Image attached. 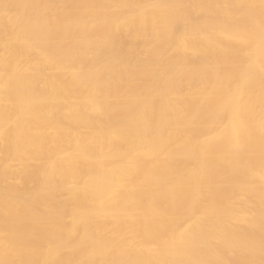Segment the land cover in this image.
Masks as SVG:
<instances>
[{
	"label": "bare ground",
	"instance_id": "obj_1",
	"mask_svg": "<svg viewBox=\"0 0 264 264\" xmlns=\"http://www.w3.org/2000/svg\"><path fill=\"white\" fill-rule=\"evenodd\" d=\"M0 264H264V0H0Z\"/></svg>",
	"mask_w": 264,
	"mask_h": 264
}]
</instances>
